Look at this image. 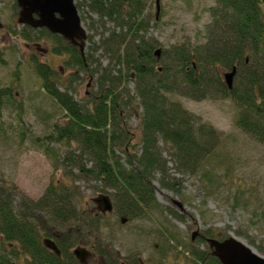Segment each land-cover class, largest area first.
Masks as SVG:
<instances>
[{
    "label": "trees",
    "instance_id": "16d2710c",
    "mask_svg": "<svg viewBox=\"0 0 264 264\" xmlns=\"http://www.w3.org/2000/svg\"><path fill=\"white\" fill-rule=\"evenodd\" d=\"M84 1H89L99 16L100 28L109 32L107 37L103 34L96 47L109 54L111 62L98 77V91L84 105L69 94L75 89L73 83L79 80L75 74L71 75L73 83L61 91L59 72L42 63L35 66L42 90L56 100L68 118L65 125L56 124L54 133L47 138L65 145L67 152L57 155L49 145L44 147L46 155H54V170L63 167L65 171L56 182L52 181L39 200L24 198L17 209L6 187L0 189V264H81L73 251L77 245L85 242L91 251L100 250L95 235L107 226L105 218L82 209L74 169L79 170L81 178L100 183L101 192L114 191L122 223L125 216L128 221L154 220L152 213L160 207L152 183L157 174L162 175L164 186L174 189L175 184L165 180L169 162L163 157L162 144L170 152L177 173H200L206 197H210L222 183L217 172L222 155L216 152L221 145L220 136L173 100L172 95L196 101L231 100L239 108L236 126L264 145V0H215L216 4L209 9L211 22L204 32L205 44L193 48L188 43L174 45L161 50L160 58L156 56L159 41L146 37L150 28L144 14L147 0ZM106 19L114 23V30L106 28ZM20 33L15 35L32 39L25 31ZM41 35L59 42L54 51L68 56L66 64L70 68L95 75L97 71L88 70L94 63L93 56L91 52L82 54V41L78 48L63 36H52L49 32ZM234 67L238 68L236 84L230 90L221 70L231 71ZM133 81L134 96L128 88ZM15 95L13 87L0 85V134L4 130L5 105ZM137 98L140 104L134 107ZM126 108L142 109L137 133L124 123ZM238 200L237 196L233 208L239 207ZM150 210L154 211L149 213ZM41 212L46 215L45 220L40 217ZM159 225L156 232L160 261L171 249L185 246L195 258L206 257V264H221L209 248L204 252L194 244L183 246L175 225L169 222V227ZM54 227L62 228L56 240L60 256L43 243V236L51 237L53 234L46 232ZM205 237L225 240L229 235L209 229Z\"/></svg>",
    "mask_w": 264,
    "mask_h": 264
},
{
    "label": "rangeland",
    "instance_id": "374dc122",
    "mask_svg": "<svg viewBox=\"0 0 264 264\" xmlns=\"http://www.w3.org/2000/svg\"><path fill=\"white\" fill-rule=\"evenodd\" d=\"M15 1L0 0V24L3 26L0 27V56H2L0 85L13 87L16 94L7 102L3 111L4 130L0 134V189L6 187L17 209L24 198L39 200L52 181L56 182L65 171L63 167L59 171L54 170V155H46L44 147L49 145L57 155L65 154L68 150L65 145L47 139L54 133L55 125H65L68 118L65 117V111L56 100L42 90V80L37 75L35 66L42 63L48 65L51 70L59 72L62 82L61 91L70 85L71 75L75 74L79 80L72 82L75 89L69 94L78 103L84 105L91 94L98 91V77L110 65L111 57L109 54L105 55L100 47H96L100 44L103 34L107 37L109 32L105 33L106 31L100 28L99 16L92 10L89 1H75L76 5H80L78 10L83 22L82 34L77 39L79 41L82 39V54L91 52L93 56L94 63L90 64L88 70L97 71L94 76L70 68L66 64L68 56L54 51L55 47L52 45L55 40L52 41L51 37L44 36L46 39L33 42L40 43L42 48L48 49L47 53L41 55L42 52L35 49V46L31 45L29 48L28 39L15 35L16 33L21 35L20 32H13L12 36L8 35V29L17 27L15 24L17 18L14 16ZM147 1L148 7L144 14L150 21V28L146 37L159 41L158 50L184 43H188L192 48L205 44L204 32L211 22L209 9L216 4L215 0H157L159 9L157 1L156 3L155 0ZM106 21L104 20L106 28L114 30V23ZM35 36L31 34L32 38ZM246 57L250 60L249 54ZM234 68L238 71L237 67ZM233 69L221 70L222 78L224 79V75L232 72ZM235 84L234 77L233 87ZM128 88L134 96L135 82H131ZM171 97L219 134L221 145L216 152L222 156L219 159L217 172L222 183L210 197H206L200 173L199 175L177 173L175 163L170 160V152L162 144L163 157L169 162L165 180L166 183L175 184L174 189L164 186L161 183L162 175L157 174L152 183L160 207L159 211L149 212L154 211L152 213L154 220L128 221L125 216L122 223V217L117 215L118 208L115 207L116 203L112 195L114 191L106 189L105 192H101L103 188L100 183L81 178L79 170L74 169L73 178L75 186L81 193L82 209L105 218L104 225L107 226L95 235L98 246L113 259L119 256L132 261L137 257L143 260L149 257L147 263L152 264V259L158 256L159 234L156 231L160 229V223L166 226L169 222L179 230L183 246L189 244L190 247L194 244L195 248L205 251L209 248V244H202L198 237L205 236V232L209 229H217L225 231L229 237L234 236L245 242L264 256V145L236 126L235 118L239 108L231 100L209 98L196 101L180 95ZM139 104L140 100L137 98L133 105L136 107ZM125 111L124 123L137 133L142 109L130 111L126 108ZM117 152L125 159L124 154L119 150ZM91 166L90 162L88 167ZM238 189L240 193L237 192ZM101 195L111 197L115 208L113 213L102 212L99 205L94 202ZM237 196L239 207L233 208ZM206 200L207 205L204 206ZM40 217L46 219V215L42 212ZM49 230L45 232L56 236L60 235L58 232L62 228L54 227ZM195 233H198V236L193 241L192 237ZM48 237L50 236L44 235L43 239ZM83 244L77 245L73 251L79 247L84 248ZM93 245L94 243L91 244ZM185 248V246L173 248L167 253L171 264L183 262L194 264V255ZM105 257L107 259V256ZM97 264L101 263L97 262Z\"/></svg>",
    "mask_w": 264,
    "mask_h": 264
},
{
    "label": "water",
    "instance_id": "95a60500",
    "mask_svg": "<svg viewBox=\"0 0 264 264\" xmlns=\"http://www.w3.org/2000/svg\"><path fill=\"white\" fill-rule=\"evenodd\" d=\"M22 8L20 23L30 25L34 28H46L55 35L63 36L66 39L74 40L75 36L82 32V19L79 14L75 0H16ZM159 9V1H157ZM39 16L34 20V15ZM158 18V14H157ZM156 56L160 58V50H157ZM236 68L232 72L224 75L225 83L231 90L233 80L236 75ZM101 208L102 212L113 211V204L109 195H101L94 200ZM197 236L194 234L193 240ZM208 243L214 250L221 264H264V256L260 255L252 247L234 236H230L224 241L218 239H209ZM46 248L60 254L56 243L52 239H45ZM75 256L81 263H86L89 255L87 249L79 247L74 251Z\"/></svg>",
    "mask_w": 264,
    "mask_h": 264
},
{
    "label": "flooded vegetation",
    "instance_id": "af4514ba",
    "mask_svg": "<svg viewBox=\"0 0 264 264\" xmlns=\"http://www.w3.org/2000/svg\"><path fill=\"white\" fill-rule=\"evenodd\" d=\"M15 1V0H14ZM15 12H14V16L17 18L16 20V22L17 23H15L16 24V26L17 27H13L11 30L10 29H8V35H10V36H12L13 35V32H21V31H25V32H28V33H26V35H29V36H31V34H32V36H34V35H36L35 37H33L31 40H29V42H30V46H29V48L31 47V45H33V46H35V49H37L38 51H40V52H42L41 53V55H44L45 53H47L48 52V49H44V48H42V46H41V44L40 43H33V42H35V41H39L40 39H46V37H44V36H42L41 34L43 33V32H49L50 33V35H52V36H54L55 34H53V33H51L48 29H46V28H34V27H32V26H30V25H23V24H21L20 23V18H21V12H22V8L18 5V3H17V1H15ZM19 15V16H18ZM34 20H38L39 19V16L37 15V14H35L34 16ZM14 22H15V19H14ZM0 27L2 28L3 26L0 24ZM22 28V29H21ZM80 34H82V33H80ZM80 34H78V35H76L75 36V39L74 40H70V39H67V40H69V41H71L73 44H75V46H77L78 48H80V41L77 39L78 37H79V35ZM19 36V35H18ZM52 41L54 40V39H52V38H50ZM82 41V40H81ZM33 43V44H32ZM59 42H57V41H55V42H53V45L52 46H54L55 48H56V46H57V44H58ZM80 44V45H79ZM32 46V47H33ZM59 46V45H58ZM42 50V51H41ZM57 55V54H56ZM35 58H37V57H35ZM33 59H34V57H33ZM95 202V201H94ZM114 207V206H113ZM99 209H101L100 208V206H99ZM115 210V208H113V211ZM113 211L112 212H108V214H111V213H113ZM194 236V235H193ZM197 236H198V233H197ZM197 236L195 237V239L197 238ZM58 238H60V235H56V236H51V238L50 237H48V238H46V239H52L54 242H56V240L58 239ZM194 239V240H195ZM209 239H211V238H206L205 236H199L198 237V240L202 243V244H209L208 243V240ZM212 239H215V238H212ZM43 240H45V239H43ZM192 240H193V237H192ZM193 240V241H194ZM219 240V239H218ZM220 241H224V240H220ZM43 243H44V241H43ZM81 244H83V242L81 243ZM56 245H57V242H56ZM84 245V248L85 249H87L88 250V252H89V255H88V257L86 258V263H84V264H89V263H92V264H97V262H100L101 264H148L147 263V261L148 260H150V258L148 257V258H146L145 260H143V258H140V257H137L136 259H134V260H132V261H128V260H125V259H122V258H120L119 256L118 257H115V259H113L107 252H104V249L103 248H101L100 247V249L101 250H94V251H91L90 249H88V247H86V245H87V243H84L83 244ZM93 247H95V246H93ZM201 248V247H200ZM209 248H210V251H211V254H212V256H214V254H213V249L210 247V244H209ZM48 249V248H47ZM50 251H52L51 249H49ZM204 250V249H203ZM103 251V253H101ZM202 251V250H201ZM52 252H54V251H52ZM204 252H206V250L204 251ZM101 253V254H100ZM103 255H105V256H107V259H106V257L105 256H103ZM201 257L202 256H199V257H197V258H194L195 260L193 261L194 262V264H206V257H205V259H201ZM77 258V257H76ZM104 258V259H103ZM135 258V257H134ZM209 258V257H208ZM214 258H217L216 256H214ZM78 259V258H77ZM218 259V258H217ZM79 262H80V260H78ZM93 261V262H92ZM152 264H171V262H170V260H169V257L167 256L166 258H163V260L162 261H160V259H159V257H156V258H153L152 259ZM155 262V263H154ZM81 263V262H80ZM81 264H83V263H81ZM150 264V263H149ZM175 264H180V263H175ZM181 264H185V262H183V263H181Z\"/></svg>",
    "mask_w": 264,
    "mask_h": 264
},
{
    "label": "bare ground",
    "instance_id": "6f19581e",
    "mask_svg": "<svg viewBox=\"0 0 264 264\" xmlns=\"http://www.w3.org/2000/svg\"><path fill=\"white\" fill-rule=\"evenodd\" d=\"M54 253H56V252H54ZM57 254V253H56ZM58 256H60L61 255V252H60V254H57Z\"/></svg>",
    "mask_w": 264,
    "mask_h": 264
}]
</instances>
